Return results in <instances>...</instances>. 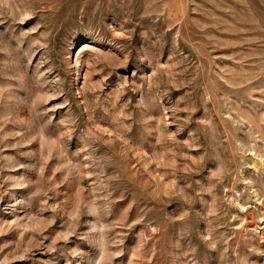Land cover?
Here are the masks:
<instances>
[{"label":"rangeland","instance_id":"1","mask_svg":"<svg viewBox=\"0 0 264 264\" xmlns=\"http://www.w3.org/2000/svg\"><path fill=\"white\" fill-rule=\"evenodd\" d=\"M0 264H264V0H0Z\"/></svg>","mask_w":264,"mask_h":264}]
</instances>
